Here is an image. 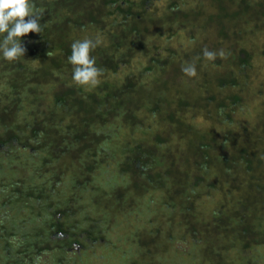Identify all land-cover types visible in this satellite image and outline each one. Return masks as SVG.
Returning a JSON list of instances; mask_svg holds the SVG:
<instances>
[{"label": "trees", "instance_id": "1", "mask_svg": "<svg viewBox=\"0 0 264 264\" xmlns=\"http://www.w3.org/2000/svg\"><path fill=\"white\" fill-rule=\"evenodd\" d=\"M152 1L32 0L43 13L41 33L20 38L26 49L23 57L6 61L0 54V146L8 149H0V154L7 157L5 163L12 162L28 146L45 159L68 154L82 167L91 168L95 142L104 144L102 136L96 138L99 128L120 120L149 136L128 139L126 150L121 151L119 168L130 178L129 184L124 181V188L104 190L89 205L95 201L94 206L104 210L116 204L122 192L131 190L141 196L147 189L161 190L158 204L171 213L165 221L182 235L176 251L166 246L171 233L165 221L150 219L145 238L139 237L145 233L141 229L134 231L141 251L149 240V257L162 244L159 257L171 264H264L245 253L264 245V108L239 107L246 117H258L255 125L245 127L233 120V106L241 99L236 89L245 86L241 77L248 75L251 59L240 39L249 31H264V0H164L160 8ZM187 21L197 24L195 32L203 28L214 37L195 41L189 52L166 49L167 56L160 57V46L153 40L174 36L171 29L163 35L166 24L172 22L176 29ZM85 38L99 42L91 52L96 67L103 69L95 86L74 83L67 61L71 44ZM186 39L187 43L195 40L193 31ZM226 42L228 47L220 56ZM204 48L218 54L214 61L203 57ZM134 51L147 57L143 72L148 79L125 75L116 82L112 78ZM196 57V75L188 77L181 69ZM109 73L112 76L104 78ZM37 87H45L48 100ZM40 104L46 107L41 109ZM140 109L152 117L150 132L151 122L138 114ZM26 152L17 167L8 165L7 172H0V264H30L31 252L52 246L63 252L78 238L72 225L63 229L67 224L62 225L54 211L44 222L45 209L50 207L44 198L52 201L55 195L50 198V194L56 188L48 189L45 181L29 185L36 180L31 172L42 167L33 161L34 166L27 168L31 156ZM101 199L108 202L99 206ZM148 201L149 206L156 203L154 198ZM63 208H57V213L65 215L68 209ZM150 211L157 214L156 208ZM36 218L40 220L35 225ZM53 229L66 237L51 235ZM86 232L91 241L100 238L99 231ZM164 245L172 252H165ZM114 256L109 260L112 264Z\"/></svg>", "mask_w": 264, "mask_h": 264}, {"label": "rangeland", "instance_id": "2", "mask_svg": "<svg viewBox=\"0 0 264 264\" xmlns=\"http://www.w3.org/2000/svg\"><path fill=\"white\" fill-rule=\"evenodd\" d=\"M163 2L164 0H153L151 3L152 5H156L157 8H160ZM202 5L205 8H208V4L205 1L202 2ZM185 24L178 26L175 29V26L172 24V22H170L169 25L166 24L163 28L162 31H165L163 35L166 34L168 29L169 31L171 29V31L175 33L174 36L172 35L169 38L162 37L160 41L153 40V43L160 46V57L167 56L166 49H174L173 51L176 53H180L177 51L181 50L189 52L191 51V48L196 45V43L198 44L202 42V40L206 39L209 35H211L209 38L214 37L213 33H210L209 31L206 32V29L203 28L202 30L198 29L195 32L194 30L197 29L196 23L192 26L190 25L192 22L187 21ZM192 31L195 40H191L189 41L190 43H187L186 37H188ZM195 41L197 42L195 43ZM240 41H242L243 47L249 51L251 59L250 65L247 68L248 75L245 74L243 77H241V79L245 80V86L242 85L236 89V93L240 95L241 99L240 104L233 106V120L238 121L239 125L241 123L247 127L249 125H255L258 117H246V115L239 110V107H243L245 105L249 109L254 107V109L261 110L264 108V52H262L264 50V31L261 29L249 31L242 35ZM225 46L226 47L222 51H226L228 42L225 43ZM148 55L149 54H147V56ZM146 62V56L142 57L136 51H134L129 55L127 62L123 64V66L119 67V70L115 73V76L112 79H115L116 82H120V80H122L125 75H130L131 78L138 75L137 79L140 77L142 80H147L148 76L143 72V66ZM141 72H143L142 76L139 75ZM110 75L112 76V74L109 73V75L105 76L104 78H110ZM48 89L51 90L50 88ZM44 90L46 91L45 93ZM37 91L43 92L42 97H46L45 100L49 99L47 95L48 91L45 89V87H37ZM232 91H235V88H233ZM40 103L42 104L43 102ZM41 104V109L46 107V105L41 106ZM139 111L140 112L138 114H140L146 123L149 124V122H151L149 126L150 132L152 124L151 115L142 109ZM244 117H246L247 120L243 119ZM195 119L199 122L201 120L199 117H196ZM108 122H111V126H109L110 123L108 124ZM108 122H106L103 127H100V130H98V133H96V138L102 136L101 139L104 144L99 146V144L95 142L96 148L94 147V149L96 150H94L95 152L93 157V162L95 165L91 168L82 167L76 158L71 157L68 154L61 155L53 159L50 156L45 155L47 158H49L45 159L43 153L37 156V150L33 148L29 149L28 146L25 147L26 150L22 149V151L18 154L19 156H15L12 162L9 161V164L5 163V161H7V157H3L0 154V172L3 173L4 171L7 172V169H10L7 167L8 165L17 167V165L20 164V157L23 155L26 157V151H28V156H31V159L27 168H32L34 166L33 161L38 165L41 162L42 167V170H33L31 172L32 176H35L36 180H32L31 183L29 181V185L38 186L42 181H45L48 182V185L46 186L48 189L56 188L59 191L61 190L59 193L55 189L54 193L50 194V198L55 195L51 199L52 201L47 200L49 199L48 197L47 199L44 198L47 202V206L50 205L49 208L46 207L45 209L44 222L50 219L48 215L51 213V211H54L55 215L57 216V208L64 207L63 209H68L69 211L67 210L65 215H59L57 217L60 220H63L68 226L72 225V230L83 231L91 228L92 232L97 233L99 231L98 233L100 238L96 239L95 241L90 240L85 242L82 249L80 247L75 249L74 246L72 247L70 245L67 246V249L64 248L65 251L59 252L57 249L52 248V246L49 249H44L41 251V253L31 252L28 257L30 264H34L35 258L37 256L41 257V264H71L70 259H72L73 263L76 264H112L109 262V260L112 259V255H115L113 259L115 260V263L113 264H152L157 263V261H160L161 264H171L167 259L162 260L159 257L160 247H163L162 244H160L156 249L157 253L149 257V240L147 247L144 249V251H141L140 246H136L139 238L134 236V231L141 229L145 233L143 236L139 235V237H141V239L145 238L146 234H148L146 231L148 230V221L150 219H156L163 223L165 218L170 216V211L166 214L165 210L161 209L158 204L157 195L161 193V190L158 191L156 189H147L142 193L141 196H134L131 190L129 193H127V191L122 192L123 195L120 197L119 201H117L116 204L110 203L111 205H109L108 208L105 206L106 209L104 208V210L102 207L96 208V206H94L96 203L95 201L93 205H89V203L92 202L93 197L104 193V190L109 191L112 186H115L116 189L123 185L124 188L127 186V184H129L130 178L119 168L122 161L121 155L123 154L121 151L126 150V147L129 143L127 142L128 139L139 140L143 137L145 138L149 136L144 135V133L139 132L134 128L130 129V126L123 125L120 120L113 119ZM157 127L158 130H155L159 132L160 126ZM236 131H238V129ZM143 145L146 146L145 143H143ZM0 149L4 152L5 150H8L6 145H1ZM15 150L17 151V149L13 147L14 152ZM14 152H12L10 155L14 154ZM90 153L93 154L91 151ZM69 158L71 160H69ZM14 159H17L16 162L18 163H16ZM76 166H79L80 168ZM13 170L14 172L16 171L15 168ZM20 171H22V169ZM15 177H17V175H15ZM19 178L21 180L23 179L22 174L19 176ZM63 180L68 182V184L65 183L66 186L63 184ZM106 180L110 181V185L108 183L103 184L102 181ZM124 181H128L126 182L127 184ZM62 188L64 189L62 190ZM149 198H154L156 203L149 206ZM59 200L65 201L63 205H61V202H57ZM99 201H101V203L97 201L99 206H102L108 202V200L105 201L104 199ZM144 208L147 210L146 213L144 212ZM151 208H156L157 214L152 215L150 211ZM38 219L39 218L33 219V223L35 225ZM165 223V226L171 233L170 241L166 242V246L170 244L171 248L174 250L176 249L177 251V245H180V241L177 240H179L178 238L181 237L182 233L179 229H175L174 226H168V222L165 221ZM92 225H94V227ZM183 238H187V236H183ZM11 241H15V239H12ZM166 246L164 248L167 249ZM236 248L237 245H235L234 249ZM169 250L170 249H167L165 252H169ZM229 251V254H237V252L234 250ZM245 253L250 257L256 258V260H259L260 258L262 261H264V245L258 248L251 247L246 250ZM122 254H124V256ZM128 261H131V263Z\"/></svg>", "mask_w": 264, "mask_h": 264}, {"label": "clouds", "instance_id": "3", "mask_svg": "<svg viewBox=\"0 0 264 264\" xmlns=\"http://www.w3.org/2000/svg\"><path fill=\"white\" fill-rule=\"evenodd\" d=\"M42 16V11L36 8L32 0H0V54L4 60L14 61L24 56L26 49L20 38L29 33H41ZM98 43L85 38L71 44V54L67 61L72 66L74 83L81 86H95L99 83L103 69L96 67V60L91 55ZM202 54L209 61H214L218 55L207 48L202 50ZM46 55L48 56L49 52ZM219 55L224 56V52H219ZM198 59L199 57H196L192 63H186L182 67L181 70L186 76L196 75L195 60ZM34 264H41V257L37 256Z\"/></svg>", "mask_w": 264, "mask_h": 264}, {"label": "flooded vegetation", "instance_id": "4", "mask_svg": "<svg viewBox=\"0 0 264 264\" xmlns=\"http://www.w3.org/2000/svg\"><path fill=\"white\" fill-rule=\"evenodd\" d=\"M60 214L59 213H57V216H59ZM61 223H62V225L64 224V221L63 220H61L60 221ZM61 225V224H60ZM61 225V226H62ZM60 226V227H61ZM63 229H70L69 228V226L67 225V226H64L63 227ZM87 231V229L86 230H83V231H75L76 232V234H74V235H76L78 238H77V241H74V242H71V246L73 247H75V249L76 248H78V247H80L81 249L83 248V245H84V243L85 242H87V241H90L89 240V234H88V232H86ZM56 233V234H55ZM51 235H57V237H60V238H62V239H64L65 237H66V233H64V232H61V231H56V230H54L53 229V231L51 230ZM74 238V237H73ZM80 239H83L84 240V242L82 243V242H78V240H80ZM88 239V240H87ZM76 240V239H75ZM77 242V243H76ZM68 247H66V249H67Z\"/></svg>", "mask_w": 264, "mask_h": 264}]
</instances>
